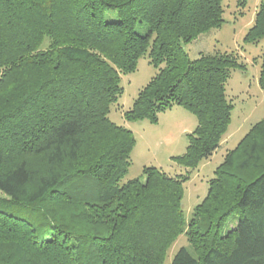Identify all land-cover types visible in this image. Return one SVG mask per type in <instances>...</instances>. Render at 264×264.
I'll return each instance as SVG.
<instances>
[{
	"label": "trees",
	"instance_id": "16d2710c",
	"mask_svg": "<svg viewBox=\"0 0 264 264\" xmlns=\"http://www.w3.org/2000/svg\"><path fill=\"white\" fill-rule=\"evenodd\" d=\"M223 14L222 0H0V264H163L181 234L188 246L169 264H264V117L226 151L188 220L182 209L190 170L230 124L227 81L246 69L232 51L185 49ZM263 38L259 0L243 40ZM144 55L155 73L123 118L156 123L179 105L197 124L170 156L183 173L144 166L124 180L135 137L109 112Z\"/></svg>",
	"mask_w": 264,
	"mask_h": 264
},
{
	"label": "rangeland",
	"instance_id": "374dc122",
	"mask_svg": "<svg viewBox=\"0 0 264 264\" xmlns=\"http://www.w3.org/2000/svg\"><path fill=\"white\" fill-rule=\"evenodd\" d=\"M258 0H247L245 6H237L236 0H222L225 22L198 39L185 45L189 56L196 58L200 52H235L246 64L245 70H234L226 84V94L233 104L231 121L219 147L207 159H202L190 170L184 183L182 197L183 215L191 216L193 207L205 196L207 181L213 177L214 169L220 164L227 150L235 147L248 129L264 117V88L259 85L261 64L264 59V38L258 43H245L243 38L254 18ZM106 18H115L113 14ZM155 69L147 55L139 58L136 70L120 76L122 93L111 105L109 118L118 125L133 129L135 146L131 152V164L124 180L144 175V166H156L168 175L183 173L182 168L170 161V156L182 154L187 145L186 134L191 132L197 119L182 106L174 105L159 114L156 123L148 120L126 121L122 111L131 107L139 89L154 75ZM182 123L181 126L178 124ZM236 225L235 216L225 224L223 233ZM181 246H188L184 234L173 242L163 264H169Z\"/></svg>",
	"mask_w": 264,
	"mask_h": 264
},
{
	"label": "crops",
	"instance_id": "0c3cea01",
	"mask_svg": "<svg viewBox=\"0 0 264 264\" xmlns=\"http://www.w3.org/2000/svg\"><path fill=\"white\" fill-rule=\"evenodd\" d=\"M258 2H259V0H258ZM257 5H258V3H257ZM254 14H255V12H254ZM253 19H254V18H253ZM178 125L181 126L182 123H179ZM130 130L132 131L133 129L131 128ZM132 133H133V132H132Z\"/></svg>",
	"mask_w": 264,
	"mask_h": 264
}]
</instances>
